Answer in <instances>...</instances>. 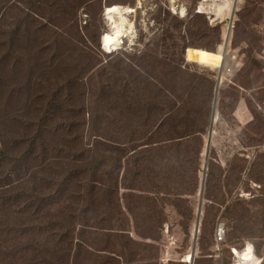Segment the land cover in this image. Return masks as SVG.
<instances>
[{
  "label": "rangeland",
  "instance_id": "rangeland-1",
  "mask_svg": "<svg viewBox=\"0 0 264 264\" xmlns=\"http://www.w3.org/2000/svg\"><path fill=\"white\" fill-rule=\"evenodd\" d=\"M127 10V37L109 51L105 15ZM203 45L223 46L222 72L189 58ZM152 82L170 100L161 121L172 126L185 101L187 113L202 111L199 125L212 124L201 143L168 141L174 171L167 157H142L155 150L142 124ZM126 83L146 95L137 100ZM109 103L116 113L104 115ZM129 130L135 140L116 143ZM251 164L262 177L264 0H0V264H236L248 248V264H264V195L247 187ZM236 197L231 231L223 211Z\"/></svg>",
  "mask_w": 264,
  "mask_h": 264
},
{
  "label": "trees",
  "instance_id": "trees-1",
  "mask_svg": "<svg viewBox=\"0 0 264 264\" xmlns=\"http://www.w3.org/2000/svg\"><path fill=\"white\" fill-rule=\"evenodd\" d=\"M228 8L229 7H227V10H228ZM206 38L209 39L208 43H213V42L216 43L215 40H211L209 37H206ZM201 39H204V38H201ZM82 40L83 39L81 37L79 42L81 43ZM199 48H201L202 50H211L209 47H207L205 45L200 46ZM109 51H113V50L109 49ZM91 52H95V51L93 49H91ZM92 59L95 60V65L99 62L101 63L100 58L98 56L92 57ZM120 61L121 60L115 61V63H113V64L115 67L119 65L116 68V71H117L119 77H124V79H125L126 76H129L131 74L130 73L124 74L126 67L121 65V63H119ZM193 74H194V71H187V76L185 75V77L186 78L190 77ZM154 82H152V84L147 86L149 93H150V96L153 99L151 98V101L146 100V102H145V105H146V107H148V110H147L146 117L142 121V124H143V127L147 128L145 132L149 134V137L147 139L146 144L147 145H154L155 150L152 151L151 153L143 154L142 157L147 156L148 160H150V161L158 159V156L156 154H158L161 157H167V158H164V162H165V164L169 163V165H165L166 166V172H169L170 170L174 171L175 167L173 164H171V161H172L171 150L166 151V153H165V151H163V148L165 145L171 144V142H168V141L179 140L177 142V146L180 148L182 147L181 142L184 140H190L191 139V142L198 141L201 143L202 142L201 134L205 133L207 126L210 125V121L207 119L203 122L202 125H199L198 120L200 117V113H202V111L201 110H195V111L191 110L187 113V107H186L185 101H183V104H182L183 109H180L176 112L177 118L175 119V123L173 120L172 126H170V123H168L166 121H163V120L161 121L160 119L162 118V116L164 114L168 113L167 111L169 110L170 100L167 99L166 95H165L164 88H165L166 84L158 83V85L160 86L159 87V86L154 85ZM183 83L185 84V86L187 85L186 81H183ZM215 83H216V81H215ZM127 84L128 83H126L122 86L128 88V85H130V84H128V85ZM132 88H134L136 90V92L139 94L137 96V100H140L141 94L146 95V93L143 92L144 89L138 88V87H132ZM189 93H190V87H189ZM207 99L210 101L212 100V94L211 93H209L207 95ZM194 101L196 102V100H193V102ZM104 108L106 109L104 115H110L112 113L113 114L116 113V105L114 103H109V105L106 104ZM169 111L171 113V110H169ZM183 111L185 112V116L182 119L179 116ZM207 112L209 113V109L207 110ZM172 113H174V112H172ZM187 115H188L189 119L192 120L190 128L192 126H195L198 129L197 131L189 132L190 131V128H189L188 130H185V131H187V133H185V131H182V128H180V127L178 128L177 124H179L180 121H182V120L185 121V119L187 118ZM169 117L171 118L173 116H169ZM112 118H114V117H112ZM154 118H156L155 121H154ZM152 123H153V125H152ZM149 126H151V127L149 128ZM153 126H154V128H153ZM132 132H133L132 130H129V132L126 134V137L119 138L116 143L128 144V141L130 142V140H135V138H133L131 135ZM138 132H139V129H138ZM145 132H143L141 134L140 139H142L145 136ZM6 135L10 136L11 133L9 131H7ZM136 137H138V135ZM138 139H136V140H138ZM146 144H142V145H146ZM120 146H122V145H120ZM153 152H155V153H153ZM133 155H134V153L128 159H132ZM143 162L144 161H142V158H139L137 160L134 159V167H135V174L134 175L136 176L137 179H140L142 176V173L144 172V170H142L140 173L137 171L139 164H142ZM244 162L246 164L249 163L248 160H244ZM125 167H127V163L125 164ZM245 167L246 166H243V168H245ZM251 168L253 169V171L251 172V178H249V180L247 182V187L249 186V182L253 180L254 181V182L252 181L253 183L258 184L260 186V190L258 191L259 194L264 195V175L262 174V177L260 176V167H257L256 164H251ZM210 176L212 177V180L217 181V179H218L217 176H215L212 173H210ZM234 177L237 178L236 180L234 179V181H238V182L241 181V177H238L236 174H234ZM212 180L211 181L209 180V184L207 183V186H206V190H207L206 197H207V199H208V190H212V189L217 188V186H215L214 188L209 189L210 184L212 183ZM211 185H214V184H211ZM129 189H131V188H129ZM137 190H139V189H137ZM229 191L231 192L230 187H229ZM240 200H241L240 197H236L233 200V202L231 203V205H227L223 211V212H228L230 214L228 216V218L232 220V222L230 224L231 226L234 224V222H233L234 219H237V217L235 215L236 214L235 213L236 207H234L235 206L234 203L239 202ZM221 205H224V204H221ZM230 206H233V207H230ZM230 229H231V231L235 230L234 226L230 227ZM225 230H226V228H225Z\"/></svg>",
  "mask_w": 264,
  "mask_h": 264
},
{
  "label": "bare ground",
  "instance_id": "bare-ground-1",
  "mask_svg": "<svg viewBox=\"0 0 264 264\" xmlns=\"http://www.w3.org/2000/svg\"><path fill=\"white\" fill-rule=\"evenodd\" d=\"M234 8L235 6L230 7L229 5V8L226 14L227 20H231V21L233 20ZM124 12L125 13L122 12L120 14L109 12L105 15L112 29L111 32L106 36V40H105L107 47L111 50L118 49L120 47L122 39L127 37L125 35V31L123 30V25H124L123 18L124 16H126V14L127 15L131 14L132 11L127 10ZM116 17L121 18L122 21L120 23L117 22L115 20ZM226 37H228V32H227V35H225L224 41H226ZM222 48L223 46L214 53L206 51V50H190L189 58L201 65H205L213 69H217L219 70V72H222L223 60H224L223 56L221 55ZM224 52L225 50L223 51V53ZM249 257H251V255H250L249 248H248L245 253H242L239 256V258H241L242 260L238 261L236 264H248L249 262L247 259ZM190 259H187V261H190Z\"/></svg>",
  "mask_w": 264,
  "mask_h": 264
},
{
  "label": "water",
  "instance_id": "water-1",
  "mask_svg": "<svg viewBox=\"0 0 264 264\" xmlns=\"http://www.w3.org/2000/svg\"><path fill=\"white\" fill-rule=\"evenodd\" d=\"M238 3V0H235V5ZM233 17H234V15H233ZM232 22V21H231ZM229 37H230V30H229V32H228V37H227V39H226V42L228 41V39H229ZM219 78V77H218ZM217 85V88H216V90H215V101H214V110H213V117H212V123H213V121H215V117H216V106H217V93H218V85H219V80H218V83L216 84ZM210 127L212 128V124L210 125ZM208 147H209V143H208V145H207V153H208ZM203 188H204V183H203V185H202V187H201V202H200V206H199V208L201 207V204H202V192H203ZM200 214H201V211L199 210V212H198V222H197V224H196V226H195V230H194V243H193V247H192V254H191V257H193L194 256V253H195V251H196V242H197V235H198V233H199V226H200V222H199V220H200Z\"/></svg>",
  "mask_w": 264,
  "mask_h": 264
},
{
  "label": "built area",
  "instance_id": "built-area-1",
  "mask_svg": "<svg viewBox=\"0 0 264 264\" xmlns=\"http://www.w3.org/2000/svg\"><path fill=\"white\" fill-rule=\"evenodd\" d=\"M224 233H225L224 227L220 226L219 229H218V232L216 234L218 236L219 240L222 239V235H224Z\"/></svg>",
  "mask_w": 264,
  "mask_h": 264
},
{
  "label": "crops",
  "instance_id": "crops-1",
  "mask_svg": "<svg viewBox=\"0 0 264 264\" xmlns=\"http://www.w3.org/2000/svg\"><path fill=\"white\" fill-rule=\"evenodd\" d=\"M186 257H187V259H190V258H192V257H190V255H189V254H188Z\"/></svg>",
  "mask_w": 264,
  "mask_h": 264
}]
</instances>
